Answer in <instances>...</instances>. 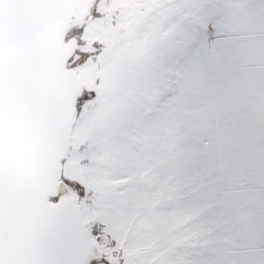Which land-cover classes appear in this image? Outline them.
Here are the masks:
<instances>
[{
    "label": "snow or ice",
    "instance_id": "1",
    "mask_svg": "<svg viewBox=\"0 0 264 264\" xmlns=\"http://www.w3.org/2000/svg\"><path fill=\"white\" fill-rule=\"evenodd\" d=\"M0 264H264V0H0Z\"/></svg>",
    "mask_w": 264,
    "mask_h": 264
}]
</instances>
